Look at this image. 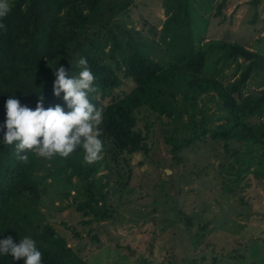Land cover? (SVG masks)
Listing matches in <instances>:
<instances>
[{
	"label": "trees",
	"instance_id": "16d2710c",
	"mask_svg": "<svg viewBox=\"0 0 264 264\" xmlns=\"http://www.w3.org/2000/svg\"><path fill=\"white\" fill-rule=\"evenodd\" d=\"M137 1L9 0L10 12L0 21L7 26L6 31L0 29V239L10 236L18 244L21 238L31 237L43 254L42 264L87 262L44 220L41 197L46 190L35 174L44 168L46 174H62L66 181L75 178L88 189L95 165L83 161L82 149L52 160L28 152L29 162L22 163L13 155L14 147L3 143L6 129L2 126L10 95L31 109L42 95L45 109L59 104L67 111L63 93L53 94L55 68L63 66L75 75L80 71L78 60L88 61L99 89L90 98L103 109L102 135L118 151L146 154L148 126L136 127L140 109L170 119L186 113L194 138L206 135L221 140L224 150L229 140L264 149V53L215 40L195 49L186 0L165 1V18L158 29L145 21L142 29H135L121 17L128 16L127 9ZM224 2L216 4L214 16ZM261 38L264 35L255 41ZM213 51L219 54L211 56ZM224 62L234 68L227 80L220 73ZM127 81L129 88L121 91ZM163 93L178 94L181 106L174 108ZM104 97L108 99L103 103ZM193 136L177 141L167 135L172 156ZM73 205L83 215H97L87 201ZM0 264H23V260L0 254Z\"/></svg>",
	"mask_w": 264,
	"mask_h": 264
},
{
	"label": "rangeland",
	"instance_id": "374dc122",
	"mask_svg": "<svg viewBox=\"0 0 264 264\" xmlns=\"http://www.w3.org/2000/svg\"><path fill=\"white\" fill-rule=\"evenodd\" d=\"M165 1L138 0L121 20L158 29ZM219 1L186 0L195 49L215 40L264 53V39L255 41L264 35V0H225L214 16ZM220 70L230 79L233 64L224 62ZM163 94L174 108L181 106L178 94ZM135 116L137 128L148 126L146 154L118 151L101 135L104 150L88 189L75 178L37 171L46 190L44 220L87 264H264L263 147L229 140L224 150L221 140L194 138L186 113L170 119L140 109ZM167 135L193 140L172 156ZM74 201H87L97 215L76 211Z\"/></svg>",
	"mask_w": 264,
	"mask_h": 264
},
{
	"label": "clouds",
	"instance_id": "9594fccd",
	"mask_svg": "<svg viewBox=\"0 0 264 264\" xmlns=\"http://www.w3.org/2000/svg\"><path fill=\"white\" fill-rule=\"evenodd\" d=\"M10 6L7 0H0V21L7 17ZM0 29L7 30L0 22ZM77 67L80 71L69 75L63 66L55 68L53 94L63 93L65 111L59 104L43 107L41 95L35 109L22 106L19 100L8 96L5 102L6 119L3 124V143L13 146L15 158L27 164L28 152L45 160L54 157L67 158L77 149L83 150V161L92 164L102 158L103 142L100 125L103 123V109L96 107L91 94L98 93L95 76L88 61L81 57ZM0 254L11 255L13 260H23V264H42V252L36 241L24 237L14 243L9 236L0 239Z\"/></svg>",
	"mask_w": 264,
	"mask_h": 264
},
{
	"label": "water",
	"instance_id": "95a60500",
	"mask_svg": "<svg viewBox=\"0 0 264 264\" xmlns=\"http://www.w3.org/2000/svg\"><path fill=\"white\" fill-rule=\"evenodd\" d=\"M164 171H165V173H168L169 172V170H167V169H164Z\"/></svg>",
	"mask_w": 264,
	"mask_h": 264
}]
</instances>
